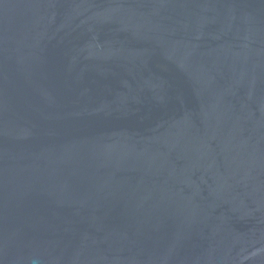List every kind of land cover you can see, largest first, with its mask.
I'll list each match as a JSON object with an SVG mask.
<instances>
[{
  "label": "water",
  "instance_id": "water-1",
  "mask_svg": "<svg viewBox=\"0 0 264 264\" xmlns=\"http://www.w3.org/2000/svg\"><path fill=\"white\" fill-rule=\"evenodd\" d=\"M0 264H264V0H0Z\"/></svg>",
  "mask_w": 264,
  "mask_h": 264
}]
</instances>
